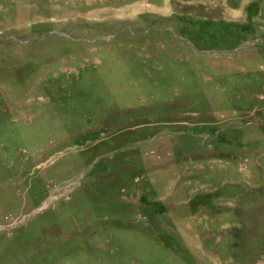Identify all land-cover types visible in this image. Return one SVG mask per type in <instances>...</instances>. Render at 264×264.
<instances>
[{
  "label": "rangeland",
  "instance_id": "rangeland-1",
  "mask_svg": "<svg viewBox=\"0 0 264 264\" xmlns=\"http://www.w3.org/2000/svg\"><path fill=\"white\" fill-rule=\"evenodd\" d=\"M0 264H264V0H0Z\"/></svg>",
  "mask_w": 264,
  "mask_h": 264
}]
</instances>
